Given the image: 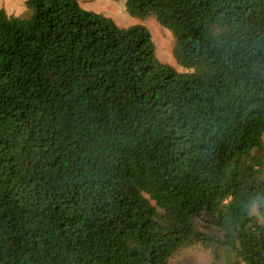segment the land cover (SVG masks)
Here are the masks:
<instances>
[{
    "label": "trees",
    "instance_id": "1",
    "mask_svg": "<svg viewBox=\"0 0 264 264\" xmlns=\"http://www.w3.org/2000/svg\"><path fill=\"white\" fill-rule=\"evenodd\" d=\"M0 10V264H264V0Z\"/></svg>",
    "mask_w": 264,
    "mask_h": 264
},
{
    "label": "rangeland",
    "instance_id": "2",
    "mask_svg": "<svg viewBox=\"0 0 264 264\" xmlns=\"http://www.w3.org/2000/svg\"><path fill=\"white\" fill-rule=\"evenodd\" d=\"M79 1L83 7L114 19L120 26L130 27L138 24L146 26L156 44L159 59L181 71L185 70L174 55L176 40L173 33L156 17L141 19L132 16L127 10L125 0ZM26 2L27 0H0V10H4L9 15H22L28 11ZM171 264H211V254L201 247L186 248L176 255Z\"/></svg>",
    "mask_w": 264,
    "mask_h": 264
}]
</instances>
